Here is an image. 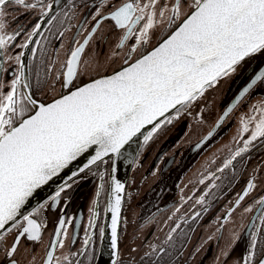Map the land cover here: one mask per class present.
<instances>
[{
    "label": "snow or ice",
    "instance_id": "obj_1",
    "mask_svg": "<svg viewBox=\"0 0 264 264\" xmlns=\"http://www.w3.org/2000/svg\"><path fill=\"white\" fill-rule=\"evenodd\" d=\"M60 3L61 0H0V61L14 60L17 65L11 74L10 84L6 85L3 74L7 69L0 62V248L7 235L15 230L16 235L6 250V258L8 264H17L14 256L22 238L41 242L46 223L38 221L40 213L45 209L64 213L67 191L79 182L82 173H90L98 177L99 183L96 199L89 208L82 247L71 253L72 259L63 253L60 257L54 256L58 247L65 246L68 227L80 228L78 220L61 214L44 264H83L79 259L81 256H86L91 264L93 257L89 249L100 216L99 200L105 193L107 203L104 211L110 214L113 264H121V194L125 185L115 176L117 159L124 155L122 150L134 138L142 135L143 143L147 145L154 134L178 119L208 89L231 77L248 59L264 55V0H193L190 12L183 17L181 8L187 0H173L170 6L162 0H124L123 3L120 0H97L92 15L94 26L83 43L74 39L76 46L70 49V55L62 65L64 71L55 77L63 89H68L67 94L45 103L35 98L29 78L25 75L26 64L22 59L25 53L21 51L14 57L5 55L9 43L14 42L23 29L14 34H6L5 29L10 7L26 11L39 9V19L27 33V39L16 46L28 49L33 42L39 45L40 41H33L32 37L43 35L41 28L44 24L52 25L61 14L68 17L63 10L60 13L54 11ZM166 16L172 31L158 46L133 58L132 54L137 53L138 47L149 42L150 31L157 23H163ZM103 22H109L113 30H121L117 49L131 42L124 65L110 75L78 85L76 81L82 54ZM63 36L64 32H60L59 37ZM36 52V48L31 49L33 57ZM51 71L49 66L48 72ZM258 84H264V68L240 92L236 102L239 103ZM234 107L235 104L224 112L216 127L223 123ZM254 110L259 114L241 117L240 136L243 139L248 133V137L218 171L228 168L256 142L264 143V104ZM212 134L209 132L205 139ZM83 157H87L83 164L71 171L49 202L25 213L30 198L39 189ZM255 187L252 181L248 182L236 201L237 206ZM204 202V196L196 201L200 205ZM256 203L260 207L254 219L259 224L253 223L254 231L246 254L236 264H264V197ZM245 211L251 212L252 208ZM200 215L196 212L192 219ZM179 227L177 224L172 232ZM98 231L102 241L105 228L99 227ZM232 238L238 239L236 236ZM172 240L169 233L163 241L167 248L149 245L150 251L145 256L155 255L160 259L171 256L169 248L174 247L170 243ZM75 242L74 236L72 243ZM222 255L226 259L228 253L223 252ZM152 264L156 261L153 260Z\"/></svg>",
    "mask_w": 264,
    "mask_h": 264
},
{
    "label": "flooded vegetation",
    "instance_id": "obj_2",
    "mask_svg": "<svg viewBox=\"0 0 264 264\" xmlns=\"http://www.w3.org/2000/svg\"><path fill=\"white\" fill-rule=\"evenodd\" d=\"M96 2L97 0H61L54 11L60 13L63 10L68 13V17L61 14L52 25L44 24L41 28L43 35L32 37L33 41L38 40L40 44L33 42L28 49L16 45L27 39V33L39 19V9L26 11L23 8H9L5 33L14 34L20 29L23 31L14 42L9 43L5 55L14 57L21 51L25 53L22 57L26 64L25 75L29 78L36 99L46 103L67 93L68 89H63L61 82L55 77L57 73L64 71L62 65L70 55V49L76 46L74 39L83 43L94 26L92 15ZM120 2L123 3L124 0ZM162 2L170 6L173 0ZM192 3L193 0H187L182 6V17L191 10ZM157 10L159 11V5ZM104 14H107V9ZM61 20L62 23L59 22ZM171 30L166 16L163 23H157L150 31L149 42L138 47L137 53L132 54L133 58L150 50ZM60 32H64L63 37H59ZM121 34V30H113L109 22L102 23L82 54L76 81L78 85L111 74L124 65L131 42H126L123 48L117 49L118 36ZM32 48L37 49L35 57L31 54ZM0 62L7 69L3 74L5 84H10L13 78L11 74L17 65L14 60ZM49 66L52 68L50 73ZM261 68H264V55L248 59L235 74L208 89L178 119L163 126L147 145L142 144L129 172L125 189L119 241L121 264H152L153 260L156 264H236L246 254L254 231L252 225L259 224L254 219L260 207L256 201L264 197V143L256 142L254 147L237 157L228 168H224L222 172L218 169L223 168L233 153L242 147L243 139L249 135L245 133L243 139L240 136L241 117L258 115L255 107L264 104V84H258L239 103L236 102L240 92ZM37 72L40 73L39 77ZM233 104V111L216 127L220 117ZM209 132L213 133L212 136L205 139ZM78 179L79 182L74 183L67 191L64 213L47 209L40 213L38 221L46 223L41 242L21 239L14 256L17 264H44L61 214H66V217L74 221L78 220L80 228L68 227L65 246L58 247L54 256L60 257L63 253L72 259L71 253L82 247L84 229L90 216L89 208L96 199L99 180L90 173H82ZM201 180L204 182L200 183ZM249 181L256 187L237 206L236 201ZM54 194L55 192L52 195ZM51 196L42 203L49 202ZM200 196L205 197L203 205L196 203ZM106 200L107 193L99 200L100 216L97 229L94 230L92 247L89 249L93 257L91 264L95 263L100 247L98 229L103 226ZM247 208H252V211H245ZM196 212L201 215L193 220ZM177 224L180 227L173 233L172 229ZM169 233L173 237L170 243L174 246L169 248L171 256L166 255L162 259L155 255L145 256L150 251L149 245L167 248L163 241ZM15 235V230L8 234L0 248V264H8L6 250ZM74 236L76 242L73 244ZM233 236L238 239H233ZM223 252L228 253L226 259ZM79 259L83 264H89L86 256Z\"/></svg>",
    "mask_w": 264,
    "mask_h": 264
},
{
    "label": "water",
    "instance_id": "obj_3",
    "mask_svg": "<svg viewBox=\"0 0 264 264\" xmlns=\"http://www.w3.org/2000/svg\"><path fill=\"white\" fill-rule=\"evenodd\" d=\"M167 35L163 39H165L167 37ZM161 41H159L153 47L158 46V44ZM108 75H110V74H108ZM100 77H97V78H100ZM94 79H96V78H94ZM91 80H93V79H91ZM91 80H89L87 82H91ZM87 82H85V83H87ZM65 94H67V93H65ZM59 97H57V98H59ZM51 101H49V102H51ZM46 103H48V102H46ZM150 127L151 126H149V128ZM142 144H143V136L142 135L137 136L136 138H134V140L129 145L125 146V149L122 150L124 152V155L122 157L118 158L116 161L117 171L115 173V176L121 183H123L125 185V189H126V185H127V181H128L129 172L131 170V167L133 165L135 157H136L139 149L141 148ZM86 158L87 157H83L80 160H78L77 162H74L69 167V169H66L64 172H62L59 177L54 178L47 185H44L41 189H39L37 191V193H35L33 195V197L30 198V202L28 203V205L26 206V208L24 210L25 213L34 210L43 201H45L49 196H51L54 192H56L58 187H60L64 183L67 176L70 175L71 171L78 169L83 164V162L85 161ZM125 189H124V192L121 194L122 195L121 215H122V209H123V203H124ZM106 203H107V200H106ZM109 225H110V214L104 212V219H103V226L102 227L105 228V237L102 241L100 240V247H99L98 255L96 257L94 264H113L114 257L112 256V250L110 247Z\"/></svg>",
    "mask_w": 264,
    "mask_h": 264
}]
</instances>
